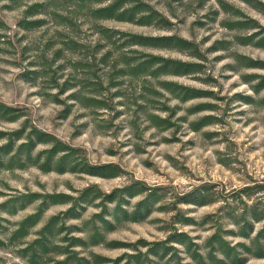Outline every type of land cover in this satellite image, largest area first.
<instances>
[{
	"label": "clouds",
	"instance_id": "obj_1",
	"mask_svg": "<svg viewBox=\"0 0 264 264\" xmlns=\"http://www.w3.org/2000/svg\"><path fill=\"white\" fill-rule=\"evenodd\" d=\"M31 2L47 4L49 0ZM111 3L112 0H105L104 5L95 6H107ZM212 3L216 4V0H212ZM229 3L245 11L250 20L255 21L249 27L247 35L264 29V8L252 7L248 0H229ZM11 4L12 0H0V14L8 18L15 32L25 36L24 30L15 26V21L20 18L24 9L8 11L5 6ZM216 6L219 7L218 4ZM130 7H133L131 2L124 5V8ZM165 14L170 15L168 12ZM225 18V13L221 12V19ZM36 19L50 20L48 15H41ZM197 19L195 13L186 14V22L178 28L182 39L195 44H199L201 37L207 34L199 29L193 30V22ZM99 23L104 28L135 36L177 34V31L162 30L155 25H140L117 19L102 20ZM50 26V23L46 25ZM212 31L213 40L225 39L231 46L227 51L207 53L206 61L190 54V51L144 47L137 42L130 43L124 49L128 55L151 54L184 63L205 64V72L187 76L147 73L139 78L124 74L119 77V80L125 82L124 88L119 89L109 88L110 76L114 71L127 73L128 65L124 62L107 67L100 65V79L104 85V91L100 95H94L92 90L83 88L79 83L62 93L65 81L70 78L81 81L86 77L65 59H54V52L61 48L60 44L47 53V60L52 67L59 69L61 65L64 66L55 78L46 71L36 53H29V58L19 65L4 63L3 61H14L16 58L0 53V100L12 106L19 103L27 112L14 122L0 120V133L17 132L25 128V121H30L39 131L55 137L54 141L40 142L36 136L29 135L33 131L29 126L23 136L15 139V149L30 142L34 147L30 158L27 155L22 157L26 167L0 169V204L29 191L41 195L58 192L78 198L85 189H95L99 196L92 201L81 202L80 219L66 217L63 220L68 226L81 229L71 233L77 239L89 241L93 231L103 234V242L91 244L87 248L77 246L73 249L93 264V253L111 260L125 257L121 264H128L127 257L137 255V248L140 252L147 253L153 244L168 242L174 233L191 237L192 244L198 247L205 264H209L210 252L219 261L227 264L222 250L217 247L213 252L210 247L211 238L218 231H222V239L230 247L244 255L247 264H264V259L250 256L246 251L247 248L253 247L257 233L264 229V220L257 222L250 214L254 206L264 207V191L254 194L241 191L254 188L257 184L264 185V105L260 104V101H264V90L258 92L255 88V85L260 83L259 79H245L250 75L264 77V68L237 67V54L264 61V49L241 44L237 40L238 33L219 24L214 26ZM8 35L11 36L12 33ZM85 40L92 45H105L99 53L100 56L112 50V45L102 40L100 33L92 30L90 26L85 33ZM30 44L31 38L23 41L24 46ZM4 47V43L0 41V49ZM200 47L203 51L207 45ZM215 57L222 59L216 62ZM78 59L81 58L72 57V60ZM33 62L34 66L29 68V63ZM26 71L40 75L35 82H27L21 77ZM208 76L214 77L216 82H208ZM165 82L212 92L214 96L182 101L163 86ZM145 87L152 88L159 95L147 96ZM117 91H124L127 95L113 99L112 93ZM73 96L107 100L114 111L108 107H89L78 98H69ZM239 96L250 97L256 103L243 102L238 98L231 99ZM202 103L215 105L216 110L189 113L190 108ZM66 105L72 107L71 114L64 119L60 114L65 112ZM116 112L122 113L115 120L117 127L111 131L101 130L100 126L105 121L112 120ZM204 116H213L216 121L195 130L192 125ZM152 117L171 119L176 127L158 128L153 124ZM81 125L85 127L80 128ZM206 133L217 135L209 140ZM10 138L9 135L0 136V149L9 144ZM174 138L179 142L169 143ZM56 141L79 149L83 157L81 162L91 168L112 164L122 167L123 171L105 177L72 166L61 171L41 169L38 161L42 162L48 153H53L57 161L71 155L67 150L58 149ZM15 149L12 155H15ZM169 157L179 161L194 159L196 164L189 165V170L185 171L176 167ZM146 161H152L154 166L149 167ZM5 184L8 185L7 188ZM140 184L144 187L140 188ZM154 190L159 191L161 199L155 198L157 192ZM149 201L150 214L145 213V219L139 216V211ZM42 202L37 200L28 209L14 216L0 211V219L11 221V231H15L17 222L33 214ZM72 207L71 200L50 207L44 214V220L14 246L8 245L6 238L0 235V240H5V245L0 247V264H28V260L20 255V250L41 239L39 231L48 218L67 213ZM84 209L86 211H83ZM181 216L194 219L197 225L183 223L179 219ZM206 217L214 218L215 222L209 221L199 226ZM241 217H246L248 222L254 225L255 230L252 231L251 237L241 235ZM113 241L124 246L109 247ZM140 241L146 242L147 246H139ZM55 242L59 244L60 238L57 237ZM169 247L178 250L181 264H196L183 242L172 241ZM66 258L64 254L56 255L58 260ZM150 259L155 264H160L156 257Z\"/></svg>",
	"mask_w": 264,
	"mask_h": 264
},
{
	"label": "rangeland",
	"instance_id": "obj_2",
	"mask_svg": "<svg viewBox=\"0 0 264 264\" xmlns=\"http://www.w3.org/2000/svg\"><path fill=\"white\" fill-rule=\"evenodd\" d=\"M114 2L121 3L120 9L115 12L114 15H118L120 11L133 9L135 15L133 17L132 23L140 24L139 22L144 16H149L147 19V24L140 25H155L156 27L166 30V31H177L176 35H162L157 37L152 36H135L129 35L127 33H119L112 29L104 28L99 21L107 20L100 19L97 17L96 10L107 7ZM131 2L133 7L124 8L126 3ZM250 6L264 8V0H248ZM111 4L107 6L96 7L95 5H104L105 0H49L47 4H41L39 2H31V0H12L11 6H5L8 11H16L17 9L23 8L24 10L20 13V18L15 21L16 28L23 29L26 33L25 36H21L18 32H15L12 24L9 23L8 18L0 14V41H2L5 45L4 48L0 49V53L8 56H15L14 61H3L4 63L16 64L19 65L23 61L29 58V53H36L37 59L41 60L46 71H49L50 74L55 78L56 75L59 74L60 71L64 69V66L61 65L59 69L52 67V65L47 60V53L56 49V45L60 44L61 48L56 49L54 52V59H65L70 66H74V68L78 72H82L86 79L81 81H75L73 79H69L65 81V84L62 87L63 91L67 90L70 87L76 86L78 83L85 89H90L94 93V95H100L104 91V85L101 82V68L100 65L105 67L109 65H115L118 62H124L128 65V72L124 73L122 71H114L110 76L109 88H124L123 81L119 80V77L124 74H130L134 78H139L147 73H153L155 69H158L156 65L153 64L154 59H162L166 61H174L178 62L181 66L178 70L175 68H163L165 72L161 74H177V75H194L197 73L205 72L206 65L205 64H196V63H184L178 60H170L164 59L160 56H154L151 54H135L128 55L124 52V49L129 46L130 43L136 42L139 39H147L151 44L142 45L144 47L150 48H159V49H178L182 51H190V54L197 56L200 59L207 60V53L215 52V51H227L231 44L229 41L225 39L213 40L212 36L214 35L212 29L214 26L219 24L221 27H227L230 31H234L238 33L237 40L247 46L251 45L255 48L264 49V29L260 32L253 33L252 35H247V31L251 24L255 23V21H251L250 17L247 16L245 11L240 8L234 6L229 3V0H216V4L212 3V0H112ZM219 5L217 7L216 5ZM136 5H141L137 6ZM145 7V8H142ZM140 9H143L142 11ZM165 12H168L170 15H166ZM221 12L225 13L226 18L221 19ZM195 13L198 16V19L193 22V30L199 29L204 33L199 41V44H195L189 41H186L180 37L178 34L179 25L186 22V14ZM41 15H48L50 20L44 21L40 19H36ZM171 16V18H170ZM234 17H242V19H235ZM114 19V18H112ZM129 22V21H127ZM51 24L50 27H46V25ZM89 26L92 30L98 31L101 35V39L106 41L108 44L112 45V50L104 53L103 56H100L99 53L105 47L104 44L96 43L92 45L87 43L85 40V33L88 30ZM41 29H44L41 31ZM8 33H12V35H8ZM31 38V44L29 46H24L23 41L25 39ZM200 45H207V47L202 51ZM119 53V56H117ZM72 57H80L81 59L72 60ZM115 57V59H114ZM222 57H215L214 60L219 62ZM238 64L237 67H259L264 68V61L260 60H252L248 56L238 55L237 54ZM143 63L146 68H141V70L136 71V75L131 74V68L134 65H139ZM34 66L33 63H29L28 67L31 68ZM231 68L232 66H226ZM185 69H196L193 72H189L188 74H180L175 71H182ZM140 71H144L140 73ZM158 74V75H161ZM40 73H35L31 71H26L21 74L23 80L27 82H35V80L39 77ZM198 78V77H197ZM246 80L259 79L260 83L255 85L256 90L259 92L264 90V77L257 75H250L245 77ZM208 82L215 83V79L212 76L207 77ZM165 88L173 89L172 95L180 98L181 100L185 96L188 90H192L193 92L199 93L200 97H211L214 96V93L203 91L200 89H196L194 87H185L176 83H168L165 82L163 84ZM132 87V85H129ZM147 96H158L159 93H156L152 88L145 87L144 89ZM61 93V94H62ZM122 95H127L124 91H117L112 93V98L119 97ZM80 99L81 103L86 104L89 107H108L110 110L112 105L107 100H97L94 98H85L83 96L80 97H69ZM217 99H223V97H216ZM240 99L243 102L256 103L250 97H233L231 99ZM196 99V98H192ZM190 100V99H188ZM187 101V100H182ZM0 102L13 107L16 109V113H18L19 119L22 115H26L27 112L25 108L17 103L15 106L10 105L9 103L0 100ZM153 103V101H149ZM260 104L264 105V101H260ZM71 105H66L65 112L60 115L67 119V115L71 114ZM215 105L212 104H197L190 108L188 111L190 114H195L201 111H215ZM165 110H167L165 106ZM175 113L173 112V115ZM122 113L116 112V115L110 121H105L101 126V130L103 131H111L113 128H116L115 120L119 118ZM16 119V120H17ZM153 124L161 129H167L170 127H176L173 125L172 120H161L158 117H152ZM183 119V118H182ZM216 121V118L213 116H204L201 117L198 121L194 122L192 127L195 130H199L200 128L206 127L213 122ZM14 122V121H13ZM208 123V124H207ZM31 126L35 128V126L31 125L30 121H25V128L21 130L25 131L27 127ZM80 128L85 127L84 125L79 126ZM37 129V128H35ZM20 131V130H19ZM79 131V128L77 129ZM177 131L179 128L177 127ZM17 132L7 134L11 138H14ZM24 133V132H23ZM46 133V132H44ZM48 134V133H47ZM206 137L211 140L217 134L216 133H206ZM54 137V136H53ZM59 142V141H58ZM172 142H179L176 138ZM191 143V142H188ZM75 156L74 163H77V169L85 171L89 169V165L86 163H82V154L81 151L77 148H74ZM23 157V156H22ZM21 156H17L13 159L12 164H8L7 167H3L0 169H17L26 167L25 161ZM8 159V158H5ZM169 159L173 160V163L176 167L182 168L185 171L189 170V165H195L196 161L192 160H175L173 157H169ZM43 162V161H42ZM42 162H39V165H42ZM149 167L154 166L152 161L145 162ZM11 165V166H10ZM69 165V164H68ZM67 165V167H68ZM50 167H54L52 163ZM92 169V168H91ZM91 173L103 175L105 177H111L112 174H117L120 171H123V168L118 165L105 164L99 168H93ZM6 188L7 184L4 185ZM140 188H143L144 185L140 184ZM157 192L156 198L161 199L162 196L159 194L158 190H154ZM38 195L37 197H32V195ZM2 195V194H0ZM50 195H58V199H64V194L61 193H48L46 195H41L38 193H33L29 191L27 194H20L10 199L4 201L3 204H0V211L6 212L9 216H14L18 212L25 211L31 205L35 204L37 200H42L34 213L40 212L39 222L29 228V232L34 229L38 224L44 220L45 212L56 204L62 203H53L51 201ZM99 194L95 191V189H85L80 197H72L71 201L73 203H77L75 210L78 212L77 218L80 219L82 217L81 211V202L82 201H92L97 199ZM97 197V198H96ZM76 201V202H75ZM83 211H86L84 209ZM33 213V214H34ZM143 213V210H141ZM140 213V217H143ZM30 215V214H29ZM27 215V216H29ZM26 216V217H27ZM58 216L57 224L52 228L53 235L49 237V241H47L48 249L50 251L53 250L55 245H63L64 242L62 239L67 238H75L71 235V233L77 228L76 226H68L63 223L64 215H55ZM25 217V218H26ZM51 218V217H50ZM48 218L47 221L50 219ZM146 219V218H145ZM180 219V217H179ZM46 221V222H47ZM193 221H195L193 219ZM17 222L18 227L19 223ZM195 225L197 222L195 221ZM5 225H9L6 227ZM194 225V226H195ZM12 222L0 219V235L6 238V242L8 245L14 246L21 242L23 238H19L15 236L14 231H11ZM202 226V225H199ZM18 227L16 229H18ZM85 227H88V224H85ZM61 229V231L57 234V230ZM79 229V228H78ZM56 233V234H55ZM66 233V234H65ZM57 237L60 238V243L57 244L55 241ZM5 245V240H0V247ZM53 253V252H51ZM52 255V254H50ZM41 263V260H40ZM247 264V263H246Z\"/></svg>",
	"mask_w": 264,
	"mask_h": 264
},
{
	"label": "trees",
	"instance_id": "obj_3",
	"mask_svg": "<svg viewBox=\"0 0 264 264\" xmlns=\"http://www.w3.org/2000/svg\"><path fill=\"white\" fill-rule=\"evenodd\" d=\"M138 6L141 5H136ZM121 7V3L114 2L107 7L100 8L96 10L97 17L100 19H117L120 21H129L133 22V17L135 12L133 9L122 10L118 15H114ZM145 8V7H142ZM141 11L143 9H140ZM150 18L149 16H144L140 24H147V19ZM142 45H148L149 41L147 39H139L136 41ZM153 64L157 66L158 69L152 73L153 75L161 74L163 68H175L178 70L180 68V64L174 61H166L162 59H154ZM141 68H146L143 63L139 65H134L130 69L132 75H136L137 70H141ZM196 69H183L182 71H175L180 74H188L189 72H193ZM144 71H140L142 73ZM173 92V89H169ZM185 96L182 100H188L192 98L200 97L199 93L193 92L192 90L186 91ZM19 117L18 113H16V109L10 107L2 102H0V120H4L7 122H13ZM208 124V123H207ZM23 130L17 131L14 138H10V142L4 148L0 149V168L7 167L8 164H12V161L17 156H25L27 155L29 158L31 157V151L34 147V144L30 142L26 145H21L19 149H15V139L23 136ZM5 135L4 133H0V136ZM30 136H36L40 142H50L54 141L55 137L50 134L44 133L39 131L38 129L33 128V131L29 134ZM57 148L67 150L71 153V155L67 158H62L60 161H57L53 153H48L46 158L43 160L42 165H39L41 169L51 171L53 169L57 171L63 170L65 167L72 166L77 167V163H74V156H75V149L68 147L58 141H56ZM15 149V155H12ZM8 158V159H5ZM54 164V167H50L51 164ZM11 166V165H10ZM93 168L89 167L86 169L85 172H92ZM112 175H115L113 173ZM242 192L252 193L254 194L257 191H264V185L257 184L254 188H247L242 189ZM38 195L34 194L32 197H37ZM51 201L53 203H65L71 200L72 197L64 196V199L59 200L58 195H50ZM97 198V197H96ZM156 198V197H155ZM157 199V198H156ZM76 202V201H75ZM77 203H73V207L68 210L67 213H63L66 217L77 218L79 215L78 212L75 210ZM81 208V207H80ZM143 210V213H141ZM143 214L141 216L145 217V213L150 214V201L145 203L143 207L139 211ZM250 214L252 217L259 222L260 220H264V207L262 206H254L250 210ZM40 219V212L30 214L26 218H24L20 223L18 229L14 231L15 236L19 238H24L28 235L29 228L35 226ZM58 216H52L40 229L39 235L41 239L38 241L32 242L27 248L20 250V255L25 257L28 260V264H93V262L88 261L85 257L81 256L78 252L73 251L74 248L77 246L87 248L91 244L103 242L104 236L102 233L98 231H93V234L89 241L80 240L77 238H64L62 239L64 242V246L55 245L53 250L50 251L48 249L47 241H49V237L53 235L52 228L57 224ZM180 220L185 224L195 225V221L189 217L181 216ZM209 221L215 222L214 218L206 217L204 221L201 222L200 225L203 226L204 223H208ZM239 222L242 224L241 228V235L245 237H251L252 231L255 230L254 225L249 223L246 217H241ZM87 224V222H86ZM81 229L76 228L74 231H79ZM61 231V229L57 230V234ZM56 234V233H55ZM172 241H180L183 242L188 252L191 254L192 258L196 261V264H205L204 258L200 255L198 247L192 244V238L187 236L183 233H174L173 236L169 237L168 242H163L159 244H153L149 247L148 252H140L139 248H137V255L127 257L128 264H155V262L150 259V257H156L160 264H181V257L178 253V250L169 247V243ZM139 246H147L146 242L140 241L138 242ZM124 245L119 244V242L113 241L109 247H122ZM210 247H212L213 252L216 250L217 247L222 250L223 254L225 255L227 264H246V258L240 252H237L236 249L230 247L227 242L222 239V231H218L215 236L211 238ZM242 247V246H238ZM247 253L250 256H254L257 259H264V229H261L257 236L253 241V247L246 249ZM53 252V253H51ZM52 254V255H50ZM64 254L66 255L65 260H58L56 259V255ZM93 261L94 264H121V261L125 259V257H117L115 260H111L108 257H105L100 254L93 253ZM41 260V263H40ZM209 264H225L224 261H219L211 252L209 253L208 257Z\"/></svg>",
	"mask_w": 264,
	"mask_h": 264
}]
</instances>
